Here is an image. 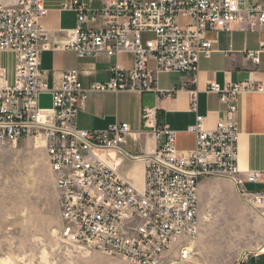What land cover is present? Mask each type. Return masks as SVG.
Masks as SVG:
<instances>
[{
    "label": "built area",
    "instance_id": "2783aa9c",
    "mask_svg": "<svg viewBox=\"0 0 264 264\" xmlns=\"http://www.w3.org/2000/svg\"><path fill=\"white\" fill-rule=\"evenodd\" d=\"M63 9L76 11L80 24L53 44L41 25L49 13L45 0H0V50L16 55L13 84L0 86V143L43 140L59 194L61 237L135 264H158L176 245L180 258L189 259L199 234V184L210 177L231 179L240 197L264 217V191L245 186L263 181L264 173L242 174L237 164V102L241 93L253 90L250 81L226 87L209 83L207 91L227 103L226 116L208 128V116L196 114L188 127L195 146L186 152L177 148L176 131L158 122V109L145 108L144 126L160 145L144 156L142 188L121 175L112 156L124 154L129 123L117 122L105 130L81 129L76 123L88 91H157L160 98L179 89L189 93L190 109L197 112L199 61L214 52L207 32L228 31L241 21L251 30L264 27V0H104L91 11L92 20H102L98 28L83 26L88 8L77 0H69ZM44 50H70L80 57L130 52L135 67H115L107 81L94 82L89 89L77 69L65 70L59 87L52 88L41 68ZM261 52L264 39L247 57L258 63ZM150 60L155 71L148 67ZM156 71L190 78L186 85L160 91ZM41 94H52V108L40 107ZM260 250L264 252V244Z\"/></svg>",
    "mask_w": 264,
    "mask_h": 264
},
{
    "label": "crops",
    "instance_id": "0c3cea01",
    "mask_svg": "<svg viewBox=\"0 0 264 264\" xmlns=\"http://www.w3.org/2000/svg\"><path fill=\"white\" fill-rule=\"evenodd\" d=\"M68 1L45 0L49 13L41 20V25L48 33L46 40L50 43L63 41L80 24L76 11L63 9ZM77 1L88 8V19L83 26L101 27L102 20H92L91 11L101 8L104 0ZM207 37L213 42L214 52L210 58L202 56L199 61L197 112L190 109L189 93L179 89L160 98L157 91H88L86 101L77 112L76 123L81 129L105 130L117 122L130 124L131 131L122 146L124 154L113 152L112 156L117 160L121 175L138 188L144 184V156L152 154L160 145L154 132L144 126V109L156 107L158 122L176 131L177 148L189 151L195 146V135L188 127L195 123L196 114L208 116V128H213L219 118L226 116L227 103L220 100L218 93L207 91L210 82H217L221 87L242 81L252 83L253 90L241 93L237 102V164L242 174L264 173V52L259 54L258 63L247 57L249 51L259 49L264 39V27L251 30L245 21H241L232 24L228 31H208ZM41 61L45 78L52 88L59 87L65 70L77 69L84 88L89 89L94 82L107 81L115 67H135V55L130 52L104 51L92 57H80L70 50H44ZM148 67L155 71V61L150 60ZM15 69V53L0 50V86L13 84ZM189 78L186 73L156 71V89L171 91L186 85ZM209 185L206 179L200 182L199 201ZM245 186L250 191H264V180ZM243 202L246 205L237 201V208L231 211L234 220L238 217L240 223L237 246L240 260L237 264H264V252L260 250L264 244V217L256 208Z\"/></svg>",
    "mask_w": 264,
    "mask_h": 264
},
{
    "label": "rangeland",
    "instance_id": "374dc122",
    "mask_svg": "<svg viewBox=\"0 0 264 264\" xmlns=\"http://www.w3.org/2000/svg\"><path fill=\"white\" fill-rule=\"evenodd\" d=\"M205 179L210 185L200 197L199 234L191 256L182 260L176 245L158 264L239 262L240 223L231 211L237 201L246 204L231 179ZM61 226L59 194L43 140L0 143V264H135L66 241Z\"/></svg>",
    "mask_w": 264,
    "mask_h": 264
},
{
    "label": "water",
    "instance_id": "95a60500",
    "mask_svg": "<svg viewBox=\"0 0 264 264\" xmlns=\"http://www.w3.org/2000/svg\"><path fill=\"white\" fill-rule=\"evenodd\" d=\"M40 107L41 108H52L53 107L52 94H41L40 95Z\"/></svg>",
    "mask_w": 264,
    "mask_h": 264
}]
</instances>
